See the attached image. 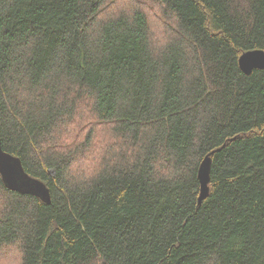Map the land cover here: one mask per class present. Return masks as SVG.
<instances>
[{
    "label": "trees",
    "instance_id": "16d2710c",
    "mask_svg": "<svg viewBox=\"0 0 264 264\" xmlns=\"http://www.w3.org/2000/svg\"><path fill=\"white\" fill-rule=\"evenodd\" d=\"M252 50L264 0H0L1 146L51 196L0 179V255L264 264V70L238 65Z\"/></svg>",
    "mask_w": 264,
    "mask_h": 264
},
{
    "label": "water",
    "instance_id": "95a60500",
    "mask_svg": "<svg viewBox=\"0 0 264 264\" xmlns=\"http://www.w3.org/2000/svg\"><path fill=\"white\" fill-rule=\"evenodd\" d=\"M240 70L250 75L254 70H264V51L252 50L243 53L238 60ZM210 159L205 158L198 169L200 202L208 194ZM0 179L3 186L14 193L39 199L43 204L51 203L50 191L40 180L27 174L21 160L2 149L0 141Z\"/></svg>",
    "mask_w": 264,
    "mask_h": 264
},
{
    "label": "rangeland",
    "instance_id": "374dc122",
    "mask_svg": "<svg viewBox=\"0 0 264 264\" xmlns=\"http://www.w3.org/2000/svg\"><path fill=\"white\" fill-rule=\"evenodd\" d=\"M148 15V20H149V25H150V33L152 29V33H154L155 37L158 40H162L161 37L164 36L166 32V25L163 23V17L160 15L159 11L157 10L155 12L147 13ZM12 251V250H11ZM11 251H5L4 256L2 257L0 255V259H6V263H0V264H16L17 259H15V253L12 255L10 254ZM16 260V261H15ZM10 261V262H9Z\"/></svg>",
    "mask_w": 264,
    "mask_h": 264
}]
</instances>
